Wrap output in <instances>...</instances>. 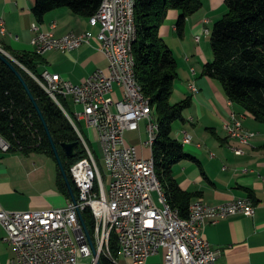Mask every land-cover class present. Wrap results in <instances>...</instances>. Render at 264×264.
Returning <instances> with one entry per match:
<instances>
[{"label":"built area","instance_id":"2783aa9c","mask_svg":"<svg viewBox=\"0 0 264 264\" xmlns=\"http://www.w3.org/2000/svg\"><path fill=\"white\" fill-rule=\"evenodd\" d=\"M128 3L129 0H105L103 12L91 16L90 24L98 26L96 34L86 31L54 36L53 31H44L38 23L34 24L38 54L54 49L76 50L85 43L92 44L96 38L108 67L96 70L81 83L48 70L41 77L31 73L61 107V100L69 98L81 107L71 120L86 155L70 169L78 194L75 199H69L67 205L26 211L0 209V223L7 231L5 240L15 251L10 264H80L82 259L97 264L102 255L116 263H119L118 257L123 256L134 264H145L160 249L166 251L165 264H221V250L214 248L205 236L207 223L239 213L249 216L256 213L254 202L247 196L219 205L192 202L190 223H183L170 208L163 206L160 189L150 176L145 157L152 124L143 99L138 98L133 88L128 65ZM204 32L209 35L211 30L206 28ZM6 34L5 21L0 18V39ZM200 39V35L196 37L197 41ZM116 86L122 90L119 98L115 97ZM189 88L195 94L199 92L195 82H191ZM243 116L245 114L234 112L225 128L231 137L252 139L255 133L245 129ZM77 120H85L97 131L105 170ZM143 121L147 122L148 139L143 141L141 137L140 145L130 144L125 133L139 131L141 134ZM179 141L190 144L193 136L183 131ZM0 144L4 149L10 148L1 135ZM197 146L202 147V144ZM232 149L237 155L244 154L239 153V147ZM87 210L95 217L92 230L84 219ZM191 216H200V224H192ZM113 233L119 242L118 256L111 248Z\"/></svg>","mask_w":264,"mask_h":264},{"label":"crops","instance_id":"0c3cea01","mask_svg":"<svg viewBox=\"0 0 264 264\" xmlns=\"http://www.w3.org/2000/svg\"><path fill=\"white\" fill-rule=\"evenodd\" d=\"M35 4L36 0H0V18L7 28V34L0 39L3 47L8 45L17 51L34 52L35 23L57 36L70 32H98V26H92L89 17L75 14L67 7L49 12L44 22L39 23L33 15ZM224 11V0H204L203 8L189 18L184 37L177 34V11L170 13L161 28V35L169 43L179 64V79L173 98L177 96L181 101L191 97L193 101L184 112L186 120L175 122L173 126L176 129L173 137L177 140L182 139L183 131L193 136V142L185 145L191 158L175 164L173 175L182 189L199 193L193 201L219 205L239 197H250L256 206L255 215L239 213L218 222L209 221L205 236L214 248L221 250V264H264V125L244 113V127L255 135L249 139V144L241 145L244 154L237 155L232 147L240 146L239 141L225 128L236 109L221 83L203 75L204 65L213 60L210 34L204 31L206 28L211 30ZM199 35L201 39L197 41ZM43 57L41 72L48 70L75 83H81L96 70L108 67V60L99 49L96 38L92 44L85 43L76 50L54 49ZM191 82L197 84L198 93L190 90ZM115 88V97H121L122 90L118 86ZM68 101L71 115H74L76 107L80 109V106ZM79 121H84L83 130ZM77 123L90 142L98 140L97 131L85 120H77ZM198 143L202 147H198ZM69 199L59 189L57 164L51 157L43 153L25 154L16 149H4L0 144V209L56 208L67 205ZM6 235V228L0 223V264H10L15 256L14 248L5 240ZM165 252L160 249L145 264H165ZM123 258L127 264H134Z\"/></svg>","mask_w":264,"mask_h":264},{"label":"trees","instance_id":"16d2710c","mask_svg":"<svg viewBox=\"0 0 264 264\" xmlns=\"http://www.w3.org/2000/svg\"><path fill=\"white\" fill-rule=\"evenodd\" d=\"M102 2L36 0L33 15L37 22L42 23L49 12L67 7L75 14L90 18L99 10ZM224 5V14L211 29L213 60L204 65L203 75L221 83L237 113H245L264 125V0H224ZM203 6L204 0H136L135 3L137 35L133 43V54L136 75L145 95L153 104L159 123L154 143L155 170L162 180L168 202L183 217L189 215L190 204L199 193L182 189L173 175L175 164L191 158L185 145L173 137V126L177 121L186 120L184 112L192 106L193 101L191 97L172 101L179 79V64L169 43L161 35V28L170 13L177 11V34L184 37L189 18ZM3 48L29 70L13 61L42 111L77 195L78 189L70 169L85 157L86 151L81 144L76 157L69 158L66 155L62 144L80 141V137L66 112L30 74L41 75L43 55L35 51H17L8 45ZM62 101L67 112L72 114L69 101ZM0 135L10 144V149L25 154L43 153L51 157L57 164L60 191L72 198L34 102L18 75L1 58ZM84 219L92 230L96 221L90 210L85 211ZM111 248L114 255L118 256L120 248L115 233ZM100 260L102 264H119L105 255Z\"/></svg>","mask_w":264,"mask_h":264},{"label":"bare ground","instance_id":"6f19581e","mask_svg":"<svg viewBox=\"0 0 264 264\" xmlns=\"http://www.w3.org/2000/svg\"><path fill=\"white\" fill-rule=\"evenodd\" d=\"M135 3L136 0H129V3L127 4V16L129 19V36H128V65L130 68V72L132 73L133 76V88L138 95V98H142L145 104V110L147 111L149 118L151 120L152 124V129L149 131V139L145 145V157H146V163H148V168L150 170V176L152 180H155L157 186L160 189V199L166 208H170L172 212H174L175 215L178 216L179 219L182 220L183 223H190V212L187 217H183L180 214V211L177 209H173L171 204L167 200L166 192L162 183V180L159 178V176L156 173L155 170V157H154V143L156 141V138L158 136L159 132V123L157 122V117L156 113L153 109V104L143 92V87L139 83L136 75V63H135V57L133 54V43L134 40L136 39L137 35V26H136V17H135ZM105 9V0L100 5L99 10L92 16H99V13H102L103 10ZM91 22V17L89 18ZM54 36H57L54 33ZM0 50L3 51L4 53L8 54L12 58H14L10 53H8L1 45H0ZM240 147H239V153H243V148H241V145H247L250 143L249 139L246 140H240L238 139ZM237 147V146H234ZM146 150H148L149 154L146 156ZM202 200H195L193 203H202ZM191 223L192 224H200V216H191Z\"/></svg>","mask_w":264,"mask_h":264},{"label":"water","instance_id":"95a60500","mask_svg":"<svg viewBox=\"0 0 264 264\" xmlns=\"http://www.w3.org/2000/svg\"><path fill=\"white\" fill-rule=\"evenodd\" d=\"M0 58L3 59V60H4V61H5V62H6V63H7L12 69H13V71L18 75L19 79L21 80V82H22L23 85L25 86L27 92L29 93V95H30L32 101L34 102V104H35V106H36V108H37V110H38V112H39V114H40V116H41V118H42L44 124H45V127H46L47 133H48V135H49V138H50V141H51V144H52L53 150H54V152H55V155H56V158H57L58 164H59L60 169H61V171H62V174H63V176H64V178H65V181H66V183H67V185H68V187H69V189H70V192H71L72 198L75 199V193H74V190H73L72 184H71V182H70V179H69V177H68V173H67V171H66V169H65V167H64V164H63V161H62L61 155H60V153H59V150H58V148H57V146H56V144H55V142H54V140H53V138H52V135H51L50 130H49L48 126H47V123H46L45 118H44V116H43V114H42V111H41V109H40L38 103L36 102V100H35V98H34L32 92H31V90H30V88H29V86H28L26 80L24 79L23 75L20 73V71L18 70V68L15 66V64L13 63L14 59H13L11 56H9L8 54H6V53H4L3 51L0 50ZM14 62H16V61H14ZM16 63H17V62H16ZM18 64H19V63H18ZM80 145H81L80 141L73 142V143H63V144H62V146H63V148H64V150H65V152H66V155H67L69 158H74V157L77 156V149L80 147ZM81 217H82V220H83V222H84V225H85L86 229L88 230L87 225H86V223H85V221H84L82 215H81ZM95 253H96V251H95ZM97 264H102V262H101L100 259L98 260Z\"/></svg>","mask_w":264,"mask_h":264},{"label":"rangeland","instance_id":"374dc122","mask_svg":"<svg viewBox=\"0 0 264 264\" xmlns=\"http://www.w3.org/2000/svg\"><path fill=\"white\" fill-rule=\"evenodd\" d=\"M210 38H211V36H210ZM211 40V39H210ZM212 49V48H211ZM8 52V51H7ZM9 53V52H8ZM14 59V61H16L17 63H19L18 62V60L16 59L15 60V58H13ZM20 64V63H19ZM23 68H25L22 64H20ZM26 69V68H25ZM28 72H29V70L28 69H26ZM44 72V71H43ZM42 72V73H43ZM42 73H41V75H42ZM30 74H31V72H30ZM32 75V74H31ZM41 75L40 76H38V75H36L37 77H41ZM33 76V75H32ZM34 77V76H33ZM144 91V90H143ZM144 93V92H143ZM145 94V93H144ZM66 100H71L73 103H74V101L71 99V98H69V99H66ZM174 100H176V101H180L179 99H178V97L177 96H175L173 99H172V101L174 102ZM175 101V102H176ZM61 102H62V104H63V101L61 100ZM57 103V102H56ZM75 104V103H74ZM59 105V104H58ZM76 105V104H75ZM60 106V105H59ZM77 106H79V105H77ZM61 107V106H60ZM65 112H66V114H67V116L69 117V119H70V121L72 122V120L71 119H74L73 118V115H71V114H69L68 112H67V110L65 109V107H64V105H63V107H61ZM80 109H81V107H80ZM76 110H79V107H76V109H75V111ZM188 110V109H187ZM70 111H72V109H70ZM177 122H181V121H177ZM84 121L83 122H81V121H79V124H80V126H81V128H82V130H83V127L85 128V126H84ZM72 124H73V122H72ZM176 133V129L174 128V131H173V135ZM79 135V134H78ZM80 137V136H79ZM125 137H126V139H127V141L130 143V144H134V145H140L141 143H142V141H141V137H142V140L143 141H146L147 139H148V132H147V122L146 121H143L142 122V124H141V134L139 133V131H137V132H130V131H127L126 133H125ZM80 143L82 144V141H81V138H80ZM90 145H91V147L93 148V150H94V152L97 154V157H98V159L100 160V164H101V168H102V170H105V168H104V165H103V157H102V155H101V147H100V141H94V142H90ZM237 147H240V146H237ZM241 148H243V147H241ZM148 154H149V152H148V150H146V156H148ZM82 159V158H81ZM79 161V160H78ZM118 260H119V263L120 264H127V261L123 258V257H118ZM80 264H90L89 263V260H87V259H82L81 260V262H80Z\"/></svg>","mask_w":264,"mask_h":264}]
</instances>
